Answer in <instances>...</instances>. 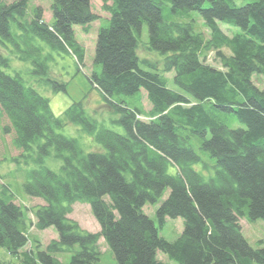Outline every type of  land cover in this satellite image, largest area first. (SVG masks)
Returning <instances> with one entry per match:
<instances>
[{"label":"trees","instance_id":"16d2710c","mask_svg":"<svg viewBox=\"0 0 264 264\" xmlns=\"http://www.w3.org/2000/svg\"><path fill=\"white\" fill-rule=\"evenodd\" d=\"M102 1L109 24L97 35L93 64L101 70L94 66L89 79L119 115L113 121L123 132L99 124L83 101L56 115L51 97L13 67L14 57L31 63V72L54 94L67 93V83L52 78V54L42 43L83 64L86 49L74 26L89 32L99 19L92 0H53L51 22L41 5L30 16L29 0H0V107L9 121L4 130L14 133L19 157L35 165L23 182L25 193L44 201L34 207V226L58 232L45 248L35 239L26 249L24 211L2 184L0 246L21 264H100L102 237L118 264H166L160 251L180 264H264V241L253 247L240 221L264 219V87L253 81L254 74L264 75V0ZM191 11L200 12L209 37L196 20L174 18L188 19ZM220 22L243 32L229 35ZM144 24L147 48L166 54L164 70L174 71L182 92L169 86L165 71L140 58ZM210 52L222 67L204 60ZM142 89L150 111L121 97ZM235 118L241 126H232ZM68 123L80 124L101 149L86 151L78 138L64 134ZM196 146L215 161L205 160ZM47 157L60 166L50 167ZM197 162L214 173L204 175L194 168ZM76 202L90 204L99 231L69 216ZM147 203H159L157 222L145 213ZM169 217L184 220L174 241L160 234Z\"/></svg>","mask_w":264,"mask_h":264},{"label":"rangeland","instance_id":"374dc122","mask_svg":"<svg viewBox=\"0 0 264 264\" xmlns=\"http://www.w3.org/2000/svg\"><path fill=\"white\" fill-rule=\"evenodd\" d=\"M10 2L12 0H5ZM53 0H29L28 2V13L31 16L35 6L41 5L44 8L45 19L49 22L53 21L51 4ZM250 0H235L238 5H244ZM169 4L165 8V15L169 14ZM92 9L95 13L99 15V19L92 22L89 26V32L85 31L80 24L74 26L76 31L77 40L86 49V58L83 64H79L74 55L63 51H54L46 43H42L46 47V52L52 54L50 60V71L52 78L64 81L67 83L68 92H59L54 94L51 87L44 84L43 81L39 79V76L31 72L32 64L28 62H21L16 57L13 58V67L15 69H21L23 71V77L28 76L32 82L37 85L35 86L41 93L46 96L51 97V106L56 115L63 113L74 101H83L85 108L89 114L95 117L99 124L107 126L108 128L115 129L117 131L123 132L124 129L113 120L117 119L119 115L108 105L102 92L92 84L90 81V76L92 75L94 69V55L95 47L97 41V35L99 28L101 26H106L109 24V13L103 9L102 0H92ZM177 20H189L194 19L197 22V27L199 31H203L206 37H209V30L204 24V20L199 11H191L190 17L188 19L182 16H174ZM221 28L229 35H234L239 32H243L242 28L239 26L231 25L225 22H220ZM14 29L16 27L14 26ZM149 41V30L147 24H144L142 30V41L139 44L138 53L142 60H146L151 65L157 66L158 69L163 71L165 68V57L166 54L161 53L157 50H150L147 48V43ZM226 52L229 51L226 49ZM204 60L216 67H222L220 61L216 58L215 52H210L204 56ZM28 66V68L26 67ZM143 67H146L142 64ZM97 71L101 70V65L95 66ZM10 71V69H9ZM165 75L169 79V86L177 91L181 89L174 83V71H165ZM254 83L260 88L264 87V75L254 74ZM33 85V84H32ZM121 97L128 103L129 106H141L146 111H150L152 104L147 97L145 90H141V93L134 95H121ZM141 118L147 120L148 117L141 116ZM9 124L8 118L3 113L0 107V187L2 184H6L15 194V202L20 204L25 215V220L29 229L30 242L28 247L35 245V239H38L45 248L46 245L54 238L58 237V232L55 227H49L44 230L31 229V221L35 218L34 207L43 202L40 198H34L25 193L23 189V182L25 180V173L27 170L33 168L35 165L33 163L26 164L22 157H19L21 151L17 149L13 144V132H5V126ZM242 123L235 118L232 126H241ZM62 132L70 137L78 138L82 143L86 151L100 150L101 145L97 143L93 135H90L84 128L77 123H68ZM196 150L201 153L205 160L215 161L211 158L208 153L200 151L196 146ZM19 157V158H18ZM46 163L52 168H58L61 164L60 160H55L50 157L46 158ZM194 168L202 172L204 175L209 176L214 173L212 168L210 172L206 171L203 162H197ZM169 172L175 173L176 169L174 166H169ZM168 191L164 194L163 198L167 197ZM159 203L152 204L147 203L144 207V211L151 218L155 219L156 210ZM71 217L76 219L81 226L90 231H94L100 228V224L92 213L89 203L76 202L73 205V211L70 214ZM35 221V220H34ZM157 222V220H156ZM241 224L243 229V234L249 241V243L255 247H260V240L264 241V219L249 220L247 217L241 218ZM184 227V220L181 217L177 218H167L165 225L160 228V234L164 236L169 241L176 240L182 233ZM108 251H105L106 248ZM103 253L101 255L102 264H118L113 251L108 247L106 241L104 240V245L102 246ZM164 254L160 251V255ZM69 254H67L68 256ZM63 260L70 259V256L65 257L60 254ZM169 258V257H168ZM171 260V259H170ZM0 261L4 264H21L17 256L12 255L4 247L0 246ZM175 264H180L179 262L172 260Z\"/></svg>","mask_w":264,"mask_h":264},{"label":"crops","instance_id":"0c3cea01","mask_svg":"<svg viewBox=\"0 0 264 264\" xmlns=\"http://www.w3.org/2000/svg\"><path fill=\"white\" fill-rule=\"evenodd\" d=\"M42 203H44V202H42ZM71 217V216H70ZM73 218V217H72ZM34 220H35V218H33ZM33 220V221H34ZM83 227V226H82ZM84 228V227H83ZM86 229V228H85ZM87 230H90V229H87ZM100 230V228H98V229H96V230H94V231H99ZM54 238H57V237H54ZM104 238L102 237L101 239H100V248H101V251H102V253H103V249H102V246L104 245ZM28 247H26V249H27ZM104 248H106V246L104 247ZM105 251H108V248H106L105 249ZM65 257H68L67 256V254H63ZM61 258V257H60ZM158 258L160 259V260H162L163 262H165L166 264H175L172 260H170V258H168V256L166 255V254H162V255H160V252L158 253ZM62 259V258H61ZM63 260V259H62ZM63 261H67V259L66 260H63ZM100 264H102L101 262H100Z\"/></svg>","mask_w":264,"mask_h":264}]
</instances>
